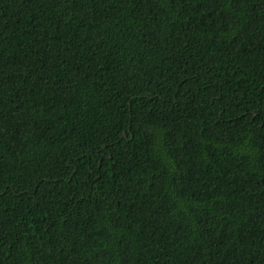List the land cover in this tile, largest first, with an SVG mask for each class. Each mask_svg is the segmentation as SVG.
Masks as SVG:
<instances>
[{"label": "trees", "instance_id": "trees-1", "mask_svg": "<svg viewBox=\"0 0 264 264\" xmlns=\"http://www.w3.org/2000/svg\"><path fill=\"white\" fill-rule=\"evenodd\" d=\"M0 264H264V0H0Z\"/></svg>", "mask_w": 264, "mask_h": 264}, {"label": "water", "instance_id": "water-1", "mask_svg": "<svg viewBox=\"0 0 264 264\" xmlns=\"http://www.w3.org/2000/svg\"><path fill=\"white\" fill-rule=\"evenodd\" d=\"M125 134V133H124Z\"/></svg>", "mask_w": 264, "mask_h": 264}]
</instances>
